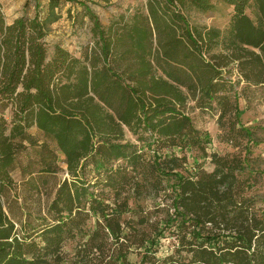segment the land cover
I'll return each instance as SVG.
<instances>
[{"label": "trees", "instance_id": "trees-1", "mask_svg": "<svg viewBox=\"0 0 264 264\" xmlns=\"http://www.w3.org/2000/svg\"><path fill=\"white\" fill-rule=\"evenodd\" d=\"M44 1V20L39 1L0 11V264H264V136L240 108L264 90V0H220L225 30L190 21L213 0H146L107 26ZM72 3L93 43L51 54ZM191 102L232 151L208 152Z\"/></svg>", "mask_w": 264, "mask_h": 264}, {"label": "rangeland", "instance_id": "rangeland-1", "mask_svg": "<svg viewBox=\"0 0 264 264\" xmlns=\"http://www.w3.org/2000/svg\"><path fill=\"white\" fill-rule=\"evenodd\" d=\"M40 3V17L44 20L47 17L48 9L44 0H0V11L5 16L7 23L11 24L14 20L28 16L36 15V2ZM85 3L90 7L91 11L96 14L101 22L107 26L115 18L120 16H131L136 10L142 8L146 4V0H112L111 3L105 4L99 0H77ZM215 10L206 14L192 12L190 21L193 24L204 25L208 27H216L225 30L230 22L232 8L221 3L220 0H213ZM61 17L58 21L49 23L47 26L48 37L47 43L49 51L52 54L55 45L59 44L70 52L80 55L83 47L93 43L92 39V22L89 16L86 15L84 7L78 3L66 4L60 10ZM249 14L253 16L251 11ZM240 90V89H239ZM238 90V91H239ZM249 101L240 100V108L243 110L241 116L242 123L254 130L260 136H264V90L252 88L249 92ZM249 102V109H247ZM7 115H10V109H7ZM187 112L194 119L196 126L203 132L207 133L211 138V145L208 152H217L221 155L232 151L226 144L220 142V130L217 125V112H203L194 107V103H189ZM32 134L38 136L36 130H31ZM36 149L29 150V154L34 156ZM189 159L194 161V157L198 152L189 151ZM255 156H260L262 160V168L264 169V144L255 150ZM20 159L26 162V157L22 155ZM211 166H207L210 169ZM15 178L20 180L19 174H15ZM63 178V174L57 177V181ZM169 241H166L168 244Z\"/></svg>", "mask_w": 264, "mask_h": 264}]
</instances>
